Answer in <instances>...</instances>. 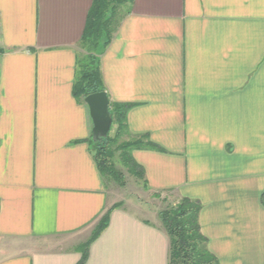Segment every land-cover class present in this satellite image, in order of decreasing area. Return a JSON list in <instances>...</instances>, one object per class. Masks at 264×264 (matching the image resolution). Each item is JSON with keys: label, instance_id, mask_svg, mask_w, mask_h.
Here are the masks:
<instances>
[{"label": "crops", "instance_id": "crops-1", "mask_svg": "<svg viewBox=\"0 0 264 264\" xmlns=\"http://www.w3.org/2000/svg\"><path fill=\"white\" fill-rule=\"evenodd\" d=\"M93 1L0 0V264H79L115 205L84 264H169L158 213L114 200L74 97ZM120 17L100 65L145 144V192L198 202L220 264H264V0H134Z\"/></svg>", "mask_w": 264, "mask_h": 264}, {"label": "trees", "instance_id": "trees-1", "mask_svg": "<svg viewBox=\"0 0 264 264\" xmlns=\"http://www.w3.org/2000/svg\"><path fill=\"white\" fill-rule=\"evenodd\" d=\"M134 0H94L81 47L87 56L79 60L78 76L74 84V97L84 104L86 97L105 92V84L100 65V55L111 43L120 22L121 9ZM128 107L114 104L109 111L112 117V129L107 138L92 141V154L98 170L106 180L119 179L122 174L116 166L118 161L137 178H144L142 169L133 159L132 152L145 147L142 139L122 141L127 133L126 116ZM113 132V134H112ZM150 147L156 148L149 144ZM264 207V193L261 196ZM115 205L113 208L117 207ZM113 208L99 219L89 240L81 248L84 264L91 243L107 228ZM201 206L198 202L183 198L176 205L158 213L159 222L170 242L169 264H220L218 258L209 250L208 241L200 225Z\"/></svg>", "mask_w": 264, "mask_h": 264}, {"label": "rangeland", "instance_id": "rangeland-1", "mask_svg": "<svg viewBox=\"0 0 264 264\" xmlns=\"http://www.w3.org/2000/svg\"><path fill=\"white\" fill-rule=\"evenodd\" d=\"M125 140L128 139L124 137L122 141ZM120 153V151L116 153L115 164L117 166V169L122 174H120L119 179H106L107 186L109 190L113 193L115 201L123 203V205H125V203H130V205L132 204L134 206L140 207L141 209L143 208V210L146 209L147 211L153 214L159 213L160 211L170 208L177 204V201L169 195L162 196L151 195L149 193H146L143 179L137 178L133 174L129 173L127 168H125L118 161ZM132 209L134 210V208ZM150 216L152 215H147V217L152 218Z\"/></svg>", "mask_w": 264, "mask_h": 264}, {"label": "water", "instance_id": "water-1", "mask_svg": "<svg viewBox=\"0 0 264 264\" xmlns=\"http://www.w3.org/2000/svg\"><path fill=\"white\" fill-rule=\"evenodd\" d=\"M91 119L93 121V137L95 141L106 138L112 128V117L109 107L110 100L106 92L96 93L86 97Z\"/></svg>", "mask_w": 264, "mask_h": 264}]
</instances>
